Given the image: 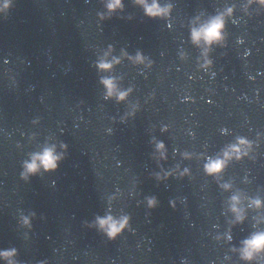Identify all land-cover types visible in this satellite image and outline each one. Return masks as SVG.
I'll return each mask as SVG.
<instances>
[{"label":"water","instance_id":"1","mask_svg":"<svg viewBox=\"0 0 264 264\" xmlns=\"http://www.w3.org/2000/svg\"><path fill=\"white\" fill-rule=\"evenodd\" d=\"M3 3L0 252L14 249V264H264L239 252L264 231V208L248 207L264 201V5L160 0L171 13L152 18L136 0L114 12L108 0ZM228 8L225 39L194 44L193 26ZM102 78L131 92L107 97ZM238 138L248 155L207 174ZM53 145L58 168L25 179V162ZM237 193L242 223L229 210ZM109 215L129 218L115 239L97 223Z\"/></svg>","mask_w":264,"mask_h":264},{"label":"clouds","instance_id":"2","mask_svg":"<svg viewBox=\"0 0 264 264\" xmlns=\"http://www.w3.org/2000/svg\"><path fill=\"white\" fill-rule=\"evenodd\" d=\"M136 2L143 7L145 14L149 17H167L170 15L172 10L171 4L161 5L160 0H136ZM261 5H264V0H259ZM123 0H108L106 7L110 12H114L117 9H123ZM10 7V3H3L0 7V11ZM233 8L226 9L225 12L210 18L207 22L200 23L199 26H193L191 30L192 41L196 45L203 44L206 46V51L213 44L221 43L225 39V28H226V17L231 16L233 13ZM103 18V14H102ZM198 19V18H197ZM107 55V54H106ZM127 56V53H124ZM138 63H144L145 57L141 53H137L135 57H128ZM121 61L119 58L113 57L111 62L107 59H102L98 67L101 71H110L115 64H119ZM208 64L211 61L207 62ZM101 82L105 85L107 89V97L115 96L118 100L123 101L127 98L131 89L127 91H122L119 89L118 84L114 78H102ZM66 149L67 146L63 145ZM251 148V142L245 138H238L236 144L229 145L223 152L222 157H217L215 159L209 158L208 163L205 164V171L209 175H218L224 171L230 160L233 158L239 160L243 156L248 155L246 149ZM157 149L160 151L161 158L167 159L165 145L161 142L157 144ZM63 159V154L56 151V147L49 146L46 147L42 153L33 154L31 162H25V171L23 176L25 179L28 178L30 174H36L43 168L46 171H52L58 168L59 162ZM225 189H230L231 185H222ZM230 211L234 214L235 220L232 223H242L246 218V208L242 206L243 196L240 193L234 194L230 199ZM149 204L155 206L156 201L150 200ZM248 207H254L256 209L264 208V201L259 198H249ZM24 223L29 224L30 221L27 217L24 218ZM97 223L99 227L104 230L108 236L115 239L120 233L123 232L125 228L129 226V218L122 217L117 220L111 215L106 218H97ZM227 239L231 240V234L227 235ZM243 246L239 249L240 256L242 260L253 261L258 255L264 254V231H259L253 233L248 239L242 242ZM15 250L0 252V256L5 259H9V264H14L10 259L15 256Z\"/></svg>","mask_w":264,"mask_h":264}]
</instances>
